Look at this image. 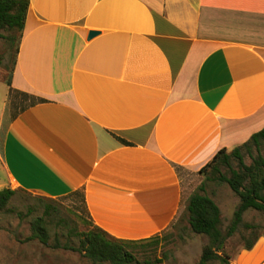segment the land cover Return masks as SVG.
<instances>
[{"label": "crops", "instance_id": "1", "mask_svg": "<svg viewBox=\"0 0 264 264\" xmlns=\"http://www.w3.org/2000/svg\"><path fill=\"white\" fill-rule=\"evenodd\" d=\"M263 128L264 0H29L0 76V191L81 193L95 226L149 242L187 177ZM230 264H264V236Z\"/></svg>", "mask_w": 264, "mask_h": 264}, {"label": "trees", "instance_id": "2", "mask_svg": "<svg viewBox=\"0 0 264 264\" xmlns=\"http://www.w3.org/2000/svg\"><path fill=\"white\" fill-rule=\"evenodd\" d=\"M29 0H0V39L5 41L9 49H13L11 61L12 72L18 53V46L25 26ZM1 63V62H0ZM257 155L254 156L252 150ZM251 158L249 165L245 162L246 154ZM264 128L254 133L245 143L232 150L221 149L213 158L204 165L199 174L204 181L188 198L186 213L191 231L196 235H205L209 244L203 248L197 264H209L219 261L221 264H230V257L222 253L225 243L234 236L243 222V215L248 210H255L264 214ZM224 168L227 174L222 171ZM212 181L217 185H227L239 198V204L233 214L232 221L225 232L219 228L221 211L217 204L206 194L205 182ZM24 192V191H22ZM27 193V192H24ZM16 190L2 189L0 191V212L8 209ZM29 194V193H27ZM67 198V197H66ZM78 201L81 210L87 217L78 214L82 223L88 228L82 232H75L78 246L66 243L62 245L55 233V241L50 246L52 249H63L78 252L92 264H133L136 261L133 253L128 250V245L139 244L144 241H126L114 238L105 231L95 226L87 215L84 197L81 193H74L69 197ZM53 200V199H50ZM55 207L45 205L43 215L36 217L31 222V234L27 241L38 240L41 244L49 246L50 223L57 218ZM251 233L256 227L244 225ZM71 234L69 233V238ZM259 237L249 240L243 249H251ZM159 240L158 237L150 239Z\"/></svg>", "mask_w": 264, "mask_h": 264}, {"label": "rangeland", "instance_id": "3", "mask_svg": "<svg viewBox=\"0 0 264 264\" xmlns=\"http://www.w3.org/2000/svg\"><path fill=\"white\" fill-rule=\"evenodd\" d=\"M12 57L13 49H9L5 41L0 39V76L3 78L8 77L10 73ZM243 153L246 154V151L243 150ZM252 153L254 156L257 155L255 149ZM245 162L247 165L251 163V158L247 154ZM222 171L227 174L224 168ZM203 181L202 175L198 177L196 173L190 174L186 181L191 191L189 194L196 191ZM204 194L220 208L219 228L225 232L238 207L239 198L227 185H217L212 181L205 182ZM45 205H51L57 210V218L53 219L49 226V246L41 244L38 240H26L31 234L32 220L43 215ZM77 213L87 217L81 210V206L71 198L50 200L16 191L8 209L0 212V264H92L78 252L50 247L55 241V233L62 245L69 243L78 246V238L73 236L74 233L88 228L82 223ZM245 224L254 225L256 229L251 233L244 228ZM255 236H264V214L248 210L243 215L242 225L234 236L227 240L222 253L231 258ZM208 244L207 236L196 235L191 231L187 213L184 212L159 240L128 245V250L136 258L133 264H197L203 248ZM209 264L221 263L213 261Z\"/></svg>", "mask_w": 264, "mask_h": 264}, {"label": "water", "instance_id": "4", "mask_svg": "<svg viewBox=\"0 0 264 264\" xmlns=\"http://www.w3.org/2000/svg\"><path fill=\"white\" fill-rule=\"evenodd\" d=\"M97 33L96 32H90L89 33V38H92L93 36H95Z\"/></svg>", "mask_w": 264, "mask_h": 264}]
</instances>
